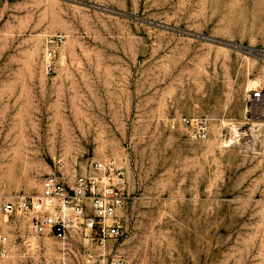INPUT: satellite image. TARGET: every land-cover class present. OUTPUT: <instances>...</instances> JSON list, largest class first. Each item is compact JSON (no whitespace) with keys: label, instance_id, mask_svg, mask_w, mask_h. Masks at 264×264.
<instances>
[{"label":"rangeland","instance_id":"obj_1","mask_svg":"<svg viewBox=\"0 0 264 264\" xmlns=\"http://www.w3.org/2000/svg\"><path fill=\"white\" fill-rule=\"evenodd\" d=\"M254 88L264 89V0H0L5 264H88L83 231L33 236L1 205L107 157L131 196L126 264H264ZM200 115L205 139L180 122Z\"/></svg>","mask_w":264,"mask_h":264},{"label":"built area","instance_id":"obj_2","mask_svg":"<svg viewBox=\"0 0 264 264\" xmlns=\"http://www.w3.org/2000/svg\"><path fill=\"white\" fill-rule=\"evenodd\" d=\"M53 55L47 48L46 71L53 68ZM246 109L250 116L264 120L263 88L249 91ZM180 122L193 138L207 137V116L182 117ZM127 188L125 170L115 158L92 159L71 183L46 174L38 194H14L1 205V212L6 217H25L33 236L51 233L63 239L72 228L83 231L95 247H84L82 256L88 264H126L119 247L125 234L123 213L131 199ZM8 244L7 235L0 233V264L6 262Z\"/></svg>","mask_w":264,"mask_h":264}]
</instances>
